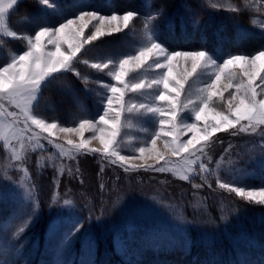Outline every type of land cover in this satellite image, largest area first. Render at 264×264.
I'll return each mask as SVG.
<instances>
[{
    "label": "snow or ice",
    "instance_id": "6c2138e0",
    "mask_svg": "<svg viewBox=\"0 0 264 264\" xmlns=\"http://www.w3.org/2000/svg\"><path fill=\"white\" fill-rule=\"evenodd\" d=\"M22 2L0 0V47H5L10 40L23 45L18 52L8 49L7 58L0 64V153L8 156V162L0 166V179L19 191L26 206L19 217V226L12 233L14 240L38 218L39 202L34 196L36 185L22 165L29 151H46L41 140L55 148L62 159L75 160L80 154H100L104 159L115 158L110 162L119 161L125 172H172L187 182L199 176L210 189L209 177L216 176L220 189L234 193L248 205L264 206V185L253 188L243 184L236 186L235 181L223 182L216 171L203 162V157L207 156L205 149L215 134L229 129L255 134L264 126V50L226 57H217L203 47L171 50L160 39V20L166 19L160 8L143 17L142 34L126 51L115 56L104 55L99 51L98 42L120 33L126 37L129 34L135 36V21L140 13L118 12L114 8L102 13L90 0H72L67 7H62L59 0H34L42 15L40 18L25 17L22 22L27 27L18 32L10 18ZM148 3L151 5V0ZM200 6L226 11L235 18L249 9L261 13L264 0H255L254 5L248 0H241L240 4L231 0H200ZM49 16L55 19L50 20ZM250 20L254 26L259 23L253 17ZM192 23L193 28L199 26L195 17ZM259 27L264 31V23H259ZM169 28L174 30L172 25ZM246 38V33L237 37L238 40ZM89 54L93 55L90 57ZM79 65L106 75L110 82L93 80L82 74ZM68 73L85 85L95 83L103 89L96 93L102 111L95 117L82 111L70 126H65L58 120L49 121L37 114V109L43 89ZM193 80L199 81L200 85L195 90ZM141 121L150 123L153 128L143 127ZM132 128L145 134V139L134 149V153L139 154V163L135 154H122L125 129ZM86 133L90 135L86 136ZM189 133L191 136L183 139ZM73 136L79 139H73ZM52 138L61 139L63 143H56ZM94 141L99 147L93 146ZM158 141L162 142L163 149L158 147ZM261 147V164L264 166V145ZM171 157L182 159L183 167H166L171 163ZM49 166L56 170L57 177L65 172L63 164L57 166L51 159L47 164L37 160L38 168ZM21 171L24 175L15 180L12 173ZM67 171L72 174V169ZM234 172L236 179L246 178V169H235ZM203 186L193 184L196 189ZM51 199L58 204L62 198L55 192ZM62 206L72 207L73 200L63 198ZM193 207L195 211L202 210V205L194 204ZM176 219L185 222L182 216ZM69 225L65 233L69 245L82 229L89 231L78 219H70ZM3 251L0 246V255ZM0 264H7V261L0 259Z\"/></svg>",
    "mask_w": 264,
    "mask_h": 264
},
{
    "label": "rangeland",
    "instance_id": "374dc122",
    "mask_svg": "<svg viewBox=\"0 0 264 264\" xmlns=\"http://www.w3.org/2000/svg\"><path fill=\"white\" fill-rule=\"evenodd\" d=\"M23 1L27 4L26 9L18 6L22 10H17L10 18L18 32L25 31L27 27L22 22L25 17L40 18L42 15L34 0ZM59 2L62 7H67L72 0ZM142 2V18L149 11L163 8L166 19L162 17L160 20V39L171 50L203 47L217 57L264 50V31L259 27V23H264V11L255 13L249 9L234 18V14L226 11L201 7L200 0H151V5L148 0ZM231 2L240 4L241 0ZM248 2L255 4V0ZM90 3L102 13L109 12L111 8L123 12L111 5V0H90ZM172 15L179 20L176 30L169 28ZM193 17L199 20L197 28H193ZM250 17L259 23L254 26ZM48 19L55 17L49 16ZM135 29V36L129 34L126 37L120 33V39L115 35L105 37L98 42L99 51L112 56L126 51L142 34L143 25L135 26ZM163 30L166 37H162ZM240 33H246L247 38L238 40ZM173 41L186 45H173ZM22 48L21 42L15 40L0 47V64L7 58L8 49L18 52ZM92 55L89 54L90 57ZM78 69L93 80L110 82L106 75L97 74L83 65ZM192 85L193 90L200 86L197 80H193ZM100 91L103 89L95 83L85 85L68 73L43 89L37 114L49 121L58 120L65 126H70L82 111L95 117L102 111L100 97L96 94ZM141 124L153 128L146 121H141ZM233 132L237 134L233 135ZM125 133L122 154H135L139 163V154L134 153V149L145 139V134L136 128L125 129ZM190 136L191 133L183 139ZM52 139L63 143L61 139ZM41 143L46 151H29L22 165L28 169L36 185L34 196L39 202V214L19 239L14 240L12 233L19 226V217L26 206L19 191L0 179V246L4 249L0 259L7 264H86L89 261L92 264H264V206L252 205L248 212L246 206L229 198L234 193L217 186L216 176L209 177L210 189L199 176L187 182L172 172H125L119 161L110 162L115 158L104 159L100 154H80L75 160L62 159L46 140H41ZM262 145L264 126L255 134L229 129L215 134L205 149L207 156L203 157V162L216 171L223 182L235 181L236 186L243 184L258 188L264 185ZM93 146L99 147L98 142L94 141ZM158 147L163 149L161 141H158ZM38 159L44 164L49 159L57 166L63 164L64 174L57 177L51 166L38 168ZM7 162V154L0 153V166ZM183 165L182 159L171 157V163L166 167L180 169ZM69 168L72 169L71 175L67 171ZM235 169H246V178L236 179ZM12 175L18 181L24 173L13 172ZM193 184L204 186L196 189ZM55 192H59L62 199H72L73 206H62V199L54 204L51 197ZM235 198L241 201L236 195ZM194 204L202 205V210L195 211ZM97 216H100L99 220ZM177 216H182L185 222L176 219ZM222 216L227 219H221ZM70 219L80 220L84 229L89 231L82 229L78 238L72 239L69 245L65 233ZM247 246L256 250H246L244 247Z\"/></svg>",
    "mask_w": 264,
    "mask_h": 264
},
{
    "label": "trees",
    "instance_id": "16d2710c",
    "mask_svg": "<svg viewBox=\"0 0 264 264\" xmlns=\"http://www.w3.org/2000/svg\"><path fill=\"white\" fill-rule=\"evenodd\" d=\"M95 2H101V0H94ZM30 4V3H29ZM111 5H115V8L117 9V10H119V11H125L126 9H129V10H132V11H136V12H138V13H140V16L136 19V21H135V26L136 27H138V26H141V25H143V18H142V15L144 14V6H143V2H142V0H111ZM19 6H22V9H26V6H27V4H26V2H22V3H20L19 4ZM19 9H21L20 7H18V11H19ZM21 9V10H22ZM171 20H172V25H173V27H174V29L176 30V28H177V25H178V19L176 18V17H174L173 15H172V18H171ZM175 32V31H174ZM162 37L164 36V37H166V33H165V31L163 30L162 32ZM176 34V33H175ZM115 35V37L117 38V39H120V38H122V35H120V34H114ZM168 43H169V41H167ZM184 43H186V42H184ZM171 44H173V45H179L180 47H184V45H186V44H182V43H179V42H177V41H173V43H171ZM229 198L234 202V203H236L237 202V204H239V205H241V206H246L247 207V211L249 212L250 211V207H252V205H248V204H246V202H244V201H237V199L235 198V195L234 194H232V196H229ZM227 244H230V243H228L227 241H225ZM246 250L247 249H249L250 248V250H256V248L254 249L253 248V246H250L249 248H248V246L247 247H244ZM152 254V253H151Z\"/></svg>",
    "mask_w": 264,
    "mask_h": 264
}]
</instances>
